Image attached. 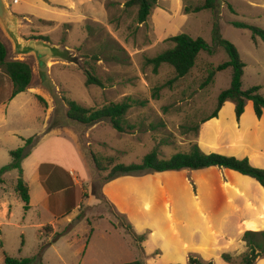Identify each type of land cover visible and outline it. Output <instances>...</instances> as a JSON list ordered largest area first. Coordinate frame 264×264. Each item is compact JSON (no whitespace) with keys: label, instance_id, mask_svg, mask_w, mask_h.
<instances>
[{"label":"rangeland","instance_id":"rangeland-1","mask_svg":"<svg viewBox=\"0 0 264 264\" xmlns=\"http://www.w3.org/2000/svg\"><path fill=\"white\" fill-rule=\"evenodd\" d=\"M4 1L19 19L18 33L26 42L41 41L63 57L48 58L44 68L33 53L15 54L0 28L7 60L27 62L33 74L29 89L12 101L11 83L0 70V101L6 107L14 103L0 123V168L11 162L10 151L21 147L18 136L32 137L45 122L46 132L55 130L73 139L89 179L85 198L71 210L69 221L46 224L50 216L25 212L15 199L18 173H5L0 188L11 202L14 218L0 227V264L4 255L35 258L33 264H181L174 248L193 234L204 254L191 253L187 259L194 255L227 264L223 254L241 256L246 251L241 241L244 228H264V189L249 178L215 168L199 174L154 173L160 176L148 177L139 186L121 180L110 189V201L102 189L111 181L102 180L113 164H139L154 148L160 159H169L188 152L193 143L204 153L248 157L255 167L264 165V129L257 131L250 102L241 124L232 103H226L215 120L203 123L213 113L218 95L229 87L228 70L216 73L203 87L209 70L226 61L222 51L201 53L191 72L178 80L170 67L162 65L154 73L146 63L171 48L166 40L178 35L201 38L212 46L216 28L244 64L243 90L259 86L264 97V44L253 42L248 30L232 26L243 23L264 29V0H216L214 10L198 13L193 10L203 0H157L141 25L136 23V9L125 7L128 0ZM84 70L103 86H86ZM64 99L84 108L128 100L132 107L125 118L132 129L117 133L106 122L88 128L69 121ZM257 152L262 157L258 162ZM92 156L106 171L96 170ZM146 176L150 175L122 177ZM125 207L128 215L122 211ZM257 220L263 224L257 225ZM40 223L45 225L35 229ZM125 226L146 235V241L135 244ZM201 236L211 241L204 243ZM255 264H264V258Z\"/></svg>","mask_w":264,"mask_h":264},{"label":"trees","instance_id":"trees-1","mask_svg":"<svg viewBox=\"0 0 264 264\" xmlns=\"http://www.w3.org/2000/svg\"><path fill=\"white\" fill-rule=\"evenodd\" d=\"M157 0H128L125 3L126 8L136 9V23L144 24L150 15L152 8ZM216 0H203V5L194 8V13L205 10H214ZM236 29L248 30L251 34V40L256 42L260 40L264 44V29L248 26L243 23H233ZM172 47L158 54L154 58L148 59L146 63L151 65L153 72L156 73L162 65L170 67L173 71L174 80L182 79L187 76L195 67L197 59L201 53L214 55L216 51H222L226 56V61L211 68L203 82V87L208 86L216 73L229 71V87L222 91L217 99L213 113L203 121V123L216 119L226 103L233 104V113L238 123L244 113L247 102L252 105L253 114L260 120L264 114V97L260 94L259 86L243 90L242 76L244 64L241 61L235 47L224 40L216 28L213 30V45L209 46L201 38H192L187 35H178L166 40ZM8 51L6 46L0 40V70L9 79L12 92L11 98L26 92L31 84L33 74L30 64L24 61H8ZM85 85L102 87V82L97 79L90 71L84 70ZM43 101L42 98L38 97ZM66 107V118L69 121L86 126L88 128L98 123L106 122L117 133H125L132 127L127 125L126 114L132 107L131 102L124 100L120 103H110L100 108H84L71 100H63ZM51 129H48L49 132ZM40 137L33 136L22 139L23 145L9 152L11 162L0 168V185L3 183L1 177L10 171H16L18 178L15 184V193L23 203L25 212L29 210V191L27 184L22 178L21 163L26 159L32 149L38 144ZM94 166L97 171H106L97 158L92 156ZM111 165V164H110ZM219 169L235 172L243 177H247L257 183L264 189V170L255 167L248 157L224 156L217 153H204L196 143L191 144L188 152H178L169 159H160L156 148L145 155L139 164L129 166L113 164L107 176L102 180L106 184L122 176L141 177L154 173L179 172V171H200L206 169ZM194 189V188H193ZM128 235L131 236L135 244L146 241V235H137L130 226H125ZM241 241L245 243L246 251L238 258H232L228 254L221 256L227 264H255L258 259L264 258V230L263 231H245L242 234ZM35 258L16 259L4 255L3 264H33ZM128 264H142L140 261H134ZM186 264H213L205 262L194 255H189Z\"/></svg>","mask_w":264,"mask_h":264},{"label":"crops","instance_id":"crops-1","mask_svg":"<svg viewBox=\"0 0 264 264\" xmlns=\"http://www.w3.org/2000/svg\"><path fill=\"white\" fill-rule=\"evenodd\" d=\"M18 96L19 95H17L12 101H14ZM12 101L9 103V105H7V107L2 103V101H0V123L5 120L4 118L7 109L9 107H14V103ZM263 117L264 115L260 120L257 119L258 122H256V125L258 132H261V130L264 129L262 124ZM242 120L243 117L240 119V124ZM45 129L46 124L44 122L42 123V129L37 134L33 135L40 137L39 142L32 149L30 155L22 161L21 169L22 178L27 184L29 191V210L27 212H40L42 214L50 216L51 219L47 221L46 224H51L52 222H57L59 219L69 221L68 219H70V216L73 215V211L71 212V210L78 208V204L80 203V201L85 198L84 193L86 191L84 190V184L87 185L89 178L86 163L73 139L70 136L61 134L58 131L51 130L49 132H46ZM18 137L20 139V146H22V139L27 138H24L22 136ZM261 138L262 137H260L258 140H261ZM2 139L3 138H0V141ZM259 148L263 149L262 146H260ZM259 150L258 152L260 153ZM258 152L257 162L262 158L259 156ZM257 168L264 170V165H257ZM206 170L181 172L183 174H199ZM154 175L137 179L130 177H120L111 181L107 185H104L102 189L103 195H105V197L110 201V189L113 186L118 185L121 180L126 179L127 182H131L134 184L137 183V185L139 186L142 182H145V179H147L148 177L152 178L160 176V174ZM257 189L259 188L257 187ZM0 191V227H2V225L6 221L14 218V214L12 213L11 202L5 197L3 188H0ZM17 198L19 197H16L15 199ZM86 201L88 202V200ZM122 211L126 213V215L129 214L126 207ZM143 211L144 208L142 209V212ZM128 217H130V215ZM261 224H263L262 220H257V225L260 226ZM44 225V223H40L39 225H36L37 227H35V229L40 230ZM182 225H184V223H182ZM173 227L174 226L171 225V228ZM263 230L264 228L260 227L255 231L258 232ZM243 231L254 230H248L247 228H244ZM154 237V235H151L152 244ZM201 239L203 242L211 241V239L205 238L204 236H201ZM197 240V235L193 234L189 241L182 240L181 243L177 242V244H179L180 246L177 247L176 245L174 250L177 252V254H179V256H181V264H186L188 254L194 253L198 254L199 256H202L204 254L203 250L197 249L199 247V243H197ZM161 254L163 253L161 252Z\"/></svg>","mask_w":264,"mask_h":264},{"label":"water","instance_id":"water-1","mask_svg":"<svg viewBox=\"0 0 264 264\" xmlns=\"http://www.w3.org/2000/svg\"><path fill=\"white\" fill-rule=\"evenodd\" d=\"M219 4V1H217ZM19 19L10 12L4 0H0V28L10 40L14 53L17 55L35 54L41 66L46 67L48 58H62L63 53L50 48L41 41L26 42L18 33Z\"/></svg>","mask_w":264,"mask_h":264}]
</instances>
